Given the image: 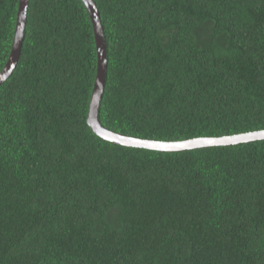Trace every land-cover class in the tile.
Masks as SVG:
<instances>
[{
    "label": "trees",
    "instance_id": "16d2710c",
    "mask_svg": "<svg viewBox=\"0 0 264 264\" xmlns=\"http://www.w3.org/2000/svg\"><path fill=\"white\" fill-rule=\"evenodd\" d=\"M98 120L160 143L264 131V0H93ZM19 0H0V74ZM81 0H29L0 85V264H264V141L127 148L87 124L97 76Z\"/></svg>",
    "mask_w": 264,
    "mask_h": 264
},
{
    "label": "water",
    "instance_id": "95a60500",
    "mask_svg": "<svg viewBox=\"0 0 264 264\" xmlns=\"http://www.w3.org/2000/svg\"><path fill=\"white\" fill-rule=\"evenodd\" d=\"M81 1L84 4L92 21L97 51V76L94 84L92 97L90 100L87 119V124L94 133V135L104 141L119 146L164 153H180L202 148L237 146L242 144L264 141V131L220 139H196L179 143H160L123 137L103 129L98 120V113L100 103L104 94L105 80L107 74L106 44L104 40L103 28L100 23V16L94 1ZM28 4L29 0H19L14 41L9 60L6 64L5 69L0 74V85H2L12 75L20 58L24 41Z\"/></svg>",
    "mask_w": 264,
    "mask_h": 264
}]
</instances>
